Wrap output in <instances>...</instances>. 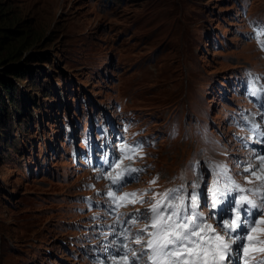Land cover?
Wrapping results in <instances>:
<instances>
[{"label": "rangeland", "instance_id": "1", "mask_svg": "<svg viewBox=\"0 0 264 264\" xmlns=\"http://www.w3.org/2000/svg\"><path fill=\"white\" fill-rule=\"evenodd\" d=\"M246 14L263 24L264 0H0V74L11 65L26 73L10 77L20 105L0 110V264H92L84 249L110 220L107 178L72 150L98 138L101 117L124 144L140 140L144 171L129 189L154 172L189 183L193 162L244 153L231 142L230 114L251 104L235 82L264 69ZM85 196L98 206L87 209ZM256 235L248 250L260 254L264 232Z\"/></svg>", "mask_w": 264, "mask_h": 264}, {"label": "snow or ice", "instance_id": "2", "mask_svg": "<svg viewBox=\"0 0 264 264\" xmlns=\"http://www.w3.org/2000/svg\"><path fill=\"white\" fill-rule=\"evenodd\" d=\"M258 28L259 32L264 34V25H259ZM259 127L255 123L252 125L253 129H259ZM257 135L264 136V131H258ZM139 147V144H121V152L124 154L122 159H132L131 154L136 153ZM258 159L260 161L258 165L249 164L244 168L246 173L256 176L258 180L262 181L257 188L241 187L232 177L227 176L226 166H215L218 169L217 174L227 176L228 179V184L223 189L220 188L219 181H215L214 187L211 189L212 208H216L220 204H227L228 217L223 219L222 225L217 221L214 227L213 224L207 222L202 212L196 210L199 205L197 203L198 195L195 192L188 196L191 203L186 205L184 196L173 195L178 190H169L163 193L159 200L151 204L150 223L145 224L139 232L132 234L135 244L140 247L130 249L128 245L122 244L121 247L125 251L119 260L113 261V264H225L226 261L227 264H235L230 254L235 252L237 257L239 256V250L244 247L246 235L249 240L255 239L249 235L248 230L264 232V228L254 227L256 224H264V219L256 218L264 213V175L257 176V171L264 169V155H260ZM109 166L111 167V164ZM117 167H119L118 164ZM142 171H144L142 168L124 167L115 176L110 174L108 178L111 179L112 184L119 186L126 176ZM132 179H136V177H132ZM150 183L155 184L156 179L154 178ZM192 187L196 188L198 185L193 184ZM118 190L119 187H117ZM258 190H260L259 202L249 199L247 195L240 196L235 203H233L235 197L227 198L229 192L239 191L255 195ZM107 194L113 198V203L123 200L125 197H136L135 200L129 201L131 203H144L142 197H138L135 192L124 193L123 197H116L111 190ZM177 199L178 203L175 202ZM121 206L123 205H117V207ZM145 219H149V217L145 216ZM135 222V220L132 221V223ZM127 231L123 237L125 240L129 238ZM145 233H147L146 239ZM233 245L236 247L234 248ZM258 264H264V262H258Z\"/></svg>", "mask_w": 264, "mask_h": 264}, {"label": "trees", "instance_id": "3", "mask_svg": "<svg viewBox=\"0 0 264 264\" xmlns=\"http://www.w3.org/2000/svg\"><path fill=\"white\" fill-rule=\"evenodd\" d=\"M22 66L11 65L5 68L3 74H0V110L1 112L6 110L5 102L12 105H20L19 102L13 96V84L10 77L21 78L26 74ZM31 71V70H30ZM29 71V72H30ZM35 81V79H34ZM33 83V82H32ZM7 100V101H6ZM18 108L14 110L17 113ZM18 115V113H17Z\"/></svg>", "mask_w": 264, "mask_h": 264}, {"label": "bare ground", "instance_id": "4", "mask_svg": "<svg viewBox=\"0 0 264 264\" xmlns=\"http://www.w3.org/2000/svg\"><path fill=\"white\" fill-rule=\"evenodd\" d=\"M86 118H87V123H85V124H86V125H87V124L89 125L90 123H89V121H88V115H87V114H86Z\"/></svg>", "mask_w": 264, "mask_h": 264}]
</instances>
